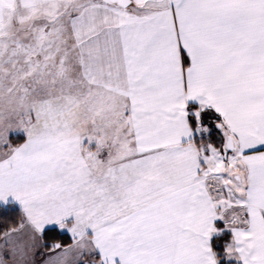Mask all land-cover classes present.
I'll return each mask as SVG.
<instances>
[{
	"label": "snow or ice",
	"instance_id": "1",
	"mask_svg": "<svg viewBox=\"0 0 264 264\" xmlns=\"http://www.w3.org/2000/svg\"><path fill=\"white\" fill-rule=\"evenodd\" d=\"M0 264H264V0H0Z\"/></svg>",
	"mask_w": 264,
	"mask_h": 264
}]
</instances>
